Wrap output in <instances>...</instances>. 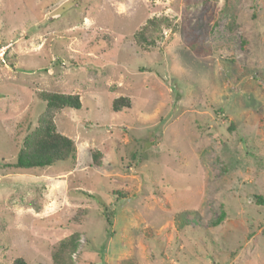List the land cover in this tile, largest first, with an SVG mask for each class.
<instances>
[{"label": "rangeland", "instance_id": "374dc122", "mask_svg": "<svg viewBox=\"0 0 264 264\" xmlns=\"http://www.w3.org/2000/svg\"><path fill=\"white\" fill-rule=\"evenodd\" d=\"M3 46L0 264H264V0H0ZM42 91L76 159L19 169Z\"/></svg>", "mask_w": 264, "mask_h": 264}, {"label": "trees", "instance_id": "16d2710c", "mask_svg": "<svg viewBox=\"0 0 264 264\" xmlns=\"http://www.w3.org/2000/svg\"><path fill=\"white\" fill-rule=\"evenodd\" d=\"M168 22L167 18L149 20L145 27L136 34L138 44L143 48L154 46L156 40L159 39L160 30L167 26ZM4 61L11 63L8 54ZM11 65L14 66L13 63ZM38 97L46 104L45 110L39 118L36 128L24 139L18 152L16 167L19 169H45L57 163L75 161L76 159V144L74 140L58 132L55 117L59 111L64 109L80 110L82 108L80 96L42 91L38 92ZM130 106V100L122 97L113 102L112 109L114 112H120L123 108ZM99 156V153L93 155L95 163L99 160ZM114 194L120 200L128 198V194L122 190H117ZM223 218L224 214L222 213L216 222L220 223ZM79 240V234L74 233L61 241L52 255L53 264H74L72 257L78 249ZM12 264L28 263L24 259L18 258Z\"/></svg>", "mask_w": 264, "mask_h": 264}, {"label": "built area", "instance_id": "2783aa9c", "mask_svg": "<svg viewBox=\"0 0 264 264\" xmlns=\"http://www.w3.org/2000/svg\"><path fill=\"white\" fill-rule=\"evenodd\" d=\"M7 48H8V46L0 47V59H1V60L4 59V56H5L6 51H7Z\"/></svg>", "mask_w": 264, "mask_h": 264}]
</instances>
